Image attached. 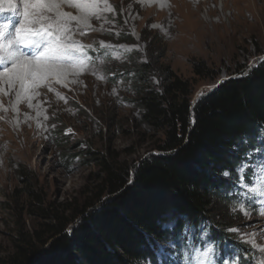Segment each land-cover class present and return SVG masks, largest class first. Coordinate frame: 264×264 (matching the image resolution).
I'll return each mask as SVG.
<instances>
[{
    "label": "rangeland",
    "instance_id": "374dc122",
    "mask_svg": "<svg viewBox=\"0 0 264 264\" xmlns=\"http://www.w3.org/2000/svg\"><path fill=\"white\" fill-rule=\"evenodd\" d=\"M107 2L113 11L102 12L99 21L91 20L97 30L74 37L90 46L93 70L69 74L59 83L50 79L45 86L33 89L46 104L31 118L34 128L18 140L16 133L5 132L6 146H0V259L13 252L18 229L31 231L37 225L36 218L28 216V206L35 203L29 191L42 193L47 203H70L85 198L87 188L99 183L100 170L91 153L118 156L129 163L157 153L163 135L150 131L142 121L138 93L143 84L135 78L136 68L151 65L153 73L145 83L148 87L160 86L161 71L170 68L192 83L196 102L230 76L247 73L264 59V0ZM13 3L18 10L22 8L21 0ZM61 11L78 14L68 4H62ZM3 17L12 18L13 26L19 20L0 13V23L7 22ZM101 42L106 47H101ZM199 62L215 71V77L196 76L194 64ZM3 89L0 108L7 111L1 96L9 92L4 85ZM26 148H31L28 154ZM258 158L253 156V161ZM244 180L252 182L251 168ZM239 181L238 177L233 192L236 199ZM249 206L264 208V200L254 198ZM228 215L235 228L255 234L257 244L264 243V216L253 211L245 217L230 208ZM232 234L247 247L256 264L262 254Z\"/></svg>",
    "mask_w": 264,
    "mask_h": 264
},
{
    "label": "trees",
    "instance_id": "16d2710c",
    "mask_svg": "<svg viewBox=\"0 0 264 264\" xmlns=\"http://www.w3.org/2000/svg\"><path fill=\"white\" fill-rule=\"evenodd\" d=\"M194 72L201 78L216 75L205 62L195 63ZM151 73L149 63L134 71L143 84L142 121L163 135L157 153L132 163L91 153L99 183L70 203H47L42 193L29 191L35 203L28 216L37 225L17 230L13 252L0 264H158L148 237L168 235L160 228L163 218L179 220L177 234L183 218L210 225L216 264L235 256L240 264H254L251 252L226 229L234 227L228 214L236 199L229 195L237 187L235 169L246 152L264 146L258 139L264 127V59L196 102L189 80L165 68L160 86L148 87Z\"/></svg>",
    "mask_w": 264,
    "mask_h": 264
},
{
    "label": "snow or ice",
    "instance_id": "6c2138e0",
    "mask_svg": "<svg viewBox=\"0 0 264 264\" xmlns=\"http://www.w3.org/2000/svg\"><path fill=\"white\" fill-rule=\"evenodd\" d=\"M21 4L22 8L18 10L13 0H0V13L19 18L15 26L11 20L0 23V91L4 90V84H7L9 92L19 85L15 93L17 103L27 99L31 107L32 96L39 95L38 92L33 93V89L45 86L50 79L59 83L69 74L93 70L95 61L88 55L90 46L74 37L77 34L87 36L89 32L96 31L91 20L99 21L101 13L113 11V6L107 0H21ZM62 4L76 8L78 14L61 11ZM100 46L106 47L103 42ZM100 62L103 63V60ZM48 88L53 91L50 85ZM258 139L264 144V127L260 129ZM248 142L247 137L242 139V143ZM253 156L259 158L253 161ZM250 168L252 182L249 184L244 177ZM235 171L240 178V190L236 193L238 198L229 202L230 210L245 217L251 216L253 211L264 216V208L254 210L249 206L254 198L264 200V147L246 152L245 159ZM223 174L227 177L230 172L226 170ZM163 219L166 222H162L160 228L168 235L162 240L148 237L149 247L158 264H216L217 243L210 240V225L202 223L196 226L183 218L177 234L179 220ZM226 231L236 233L239 239L257 249L262 255L256 264H264V243L257 244L255 234L242 233L235 227ZM225 264H240V258L235 256L230 261L226 260Z\"/></svg>",
    "mask_w": 264,
    "mask_h": 264
},
{
    "label": "bare ground",
    "instance_id": "6f19581e",
    "mask_svg": "<svg viewBox=\"0 0 264 264\" xmlns=\"http://www.w3.org/2000/svg\"><path fill=\"white\" fill-rule=\"evenodd\" d=\"M4 17L2 18L4 21L10 20V18L8 17L4 18ZM11 20L13 19L11 18ZM4 86L8 88L7 84H4ZM18 88L19 85H17L16 89H13L10 92L8 91L9 92L8 96L6 97L1 96L2 102L6 104L8 107V110L6 109L7 111H4V109L0 108V116H4V120L0 121V146L2 145V147L6 146V141L4 139V136L6 135L5 133L6 131H11L16 133V139L25 138L27 136L26 134L28 132V129L34 128L35 125L33 123L34 120H32L31 118L35 119V114L38 113V111H40L43 105L44 106L46 105L44 100L45 98L43 99L42 96L37 97L36 95L32 96V99L30 101L31 107H29V101L27 99L17 103L15 93ZM49 95L50 94H48V98L51 99V96ZM16 103L18 106L16 105ZM16 124H18L17 126L18 128H15ZM30 151L31 148H26V150H24V153L28 154Z\"/></svg>",
    "mask_w": 264,
    "mask_h": 264
}]
</instances>
